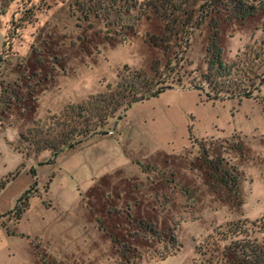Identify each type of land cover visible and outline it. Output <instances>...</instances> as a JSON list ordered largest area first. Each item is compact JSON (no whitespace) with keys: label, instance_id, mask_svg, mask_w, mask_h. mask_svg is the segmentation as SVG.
I'll return each instance as SVG.
<instances>
[{"label":"rangeland","instance_id":"374dc122","mask_svg":"<svg viewBox=\"0 0 264 264\" xmlns=\"http://www.w3.org/2000/svg\"><path fill=\"white\" fill-rule=\"evenodd\" d=\"M142 1L0 0V264H216L217 232L243 220L264 244V13L221 7L186 43L154 46L163 23ZM153 63L173 87L118 109L106 133L52 162L19 139Z\"/></svg>","mask_w":264,"mask_h":264},{"label":"trees","instance_id":"16d2710c","mask_svg":"<svg viewBox=\"0 0 264 264\" xmlns=\"http://www.w3.org/2000/svg\"><path fill=\"white\" fill-rule=\"evenodd\" d=\"M138 7L140 12L148 10L160 18L163 23V34L149 35L148 39L154 46H164L170 37L175 36H180L179 39L186 43L205 18L221 7L228 13V16L240 17L242 20L258 11L264 13V0L257 2L248 0H146L139 3ZM210 49L214 60L211 63L213 62V66L215 65L217 69V76L228 78L233 72L232 66L222 63L221 49L216 47L212 39ZM255 59L264 69L263 49L260 53L258 52ZM151 69L155 73L152 76L143 69H132L124 65L123 69L116 73L114 87L109 85L103 92L90 94L82 104L70 103L59 115L50 116L48 120L47 118L45 121L35 120L34 125L27 129L26 133L19 132V139L31 147L33 153L50 151L52 157L46 162L54 161L53 157L55 158L64 149H72L83 144L93 134L106 133L104 127L107 120L113 117L118 109L127 108L135 102L155 97L165 89L173 87L162 76H156L154 63ZM235 89L238 90L240 87L237 86ZM247 93L249 90L245 89L238 96L239 98L247 97L249 95ZM216 98L217 96L214 95L208 99L213 101ZM214 168L219 169L216 164ZM33 171L31 168L30 172L34 173ZM226 174L227 182L236 181V177L230 173ZM0 188L3 189L4 185ZM231 189L234 191L233 188ZM26 196L24 194L18 197L19 201ZM17 204L14 206L15 216L20 218L24 209ZM246 221L230 222L224 230L217 232L219 236L215 241L217 246L210 248V258L216 256L215 249L219 251L214 261L216 264H264V244L257 241L252 234L253 230L246 226ZM220 243L222 246L219 249Z\"/></svg>","mask_w":264,"mask_h":264}]
</instances>
